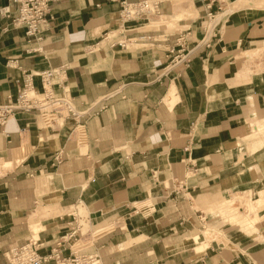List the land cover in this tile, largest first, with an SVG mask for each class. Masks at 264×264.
<instances>
[{"label": "crops", "instance_id": "1", "mask_svg": "<svg viewBox=\"0 0 264 264\" xmlns=\"http://www.w3.org/2000/svg\"><path fill=\"white\" fill-rule=\"evenodd\" d=\"M121 1L54 3L40 41L0 17V105L18 96L25 73L64 67L55 93L65 90L80 114L18 113L0 130V264L29 240L46 255L76 212L103 226L99 264H264L257 234L206 222L198 209L264 185V147L252 146H264V70L249 57L264 48V14L246 19L248 7L233 2L215 7V19L224 14L207 27L200 0L192 14L159 0V19L123 24ZM181 34L191 62L167 72ZM205 224L227 233L208 240Z\"/></svg>", "mask_w": 264, "mask_h": 264}, {"label": "built area", "instance_id": "2", "mask_svg": "<svg viewBox=\"0 0 264 264\" xmlns=\"http://www.w3.org/2000/svg\"><path fill=\"white\" fill-rule=\"evenodd\" d=\"M8 1V5H3L0 2V17L7 20L13 28H24L26 37L30 41H40L51 31L52 5L62 0ZM110 1L117 2L119 0ZM200 1L207 9L208 20L215 18V7H217V12L222 11V0ZM120 4L122 6L120 19L123 24L161 15V1L159 0H137L134 2L122 0ZM206 38L203 41L205 44L208 42ZM106 39L108 40L110 37L106 36ZM186 42V36L181 34L177 40V46L170 51L175 56L167 72L191 62L192 51L185 47ZM64 71V67H60L35 74L25 73L18 96L13 101L0 105V130L18 113H37L50 120L78 117L80 114L70 95L65 90L62 95H57L54 90V78L56 75L63 74ZM35 78L40 80V89L34 85ZM56 161L60 163V158L56 157ZM83 220H86L89 225H93L88 217L83 218L79 212L74 213L72 220L64 230L65 233L55 241L46 255L41 254V250L44 248L43 244L36 240H29L23 245L10 247L5 253L7 261L9 264H99L96 253L88 254L82 250L83 245L94 244L97 236L90 230L83 233Z\"/></svg>", "mask_w": 264, "mask_h": 264}, {"label": "rangeland", "instance_id": "3", "mask_svg": "<svg viewBox=\"0 0 264 264\" xmlns=\"http://www.w3.org/2000/svg\"><path fill=\"white\" fill-rule=\"evenodd\" d=\"M246 1H248V0H229L228 4L229 3L231 4L233 2H235V3L238 2L235 4V6H237V5H239V3L241 4V3H244ZM252 1H254V0H252ZM173 3L175 4L176 10L178 12L192 14L193 0H186L185 5H181L179 2H177V0H173ZM228 4L226 2V4H225L226 9L228 7ZM225 6L223 5V8ZM215 10H217V9H215ZM240 13L246 19H249V18H253V17L263 15L264 14V7L249 6L247 9L240 11ZM223 14L224 13H222L221 15H223ZM221 15H217L216 19L213 18L212 20H208L207 27H212L214 25V21L218 20V18ZM156 19H159V17L152 18V20H156ZM166 26L169 27L170 26L169 23H167ZM174 27H178V32H181V30L183 29L179 25L178 26H171L170 28H174ZM152 28L157 29V28H161V26L153 24ZM113 34H115L116 36L118 35V33H113ZM107 36L110 37V39H108L106 41L108 44H110L111 42H114V40H112V38H111V33L108 34ZM122 38L121 37L119 38V35H118V37L115 38V41H121V40L123 41ZM260 45H262V42ZM252 53H250L252 55L249 56L250 59L252 58V60L250 61V64L255 67L254 70H257V72L263 71L264 70V48L261 50H258V51H254ZM245 55H243L242 58L245 59L246 58ZM250 64L247 63L246 68H250V66H251ZM49 121H51V120L49 119ZM263 121L264 120H262L260 122H263ZM258 125L259 124H257V126ZM260 129L264 130L263 128H259L258 130H260ZM250 131H251V129H250ZM262 142L264 143V141H262ZM252 144H253L252 146L256 150L257 149L259 150V149L264 147V146L256 147V145L254 143H252ZM2 166H4V162L2 160H0V167H2ZM256 192H257V194H255ZM256 192L253 190H247L246 192H242V193H240V192L229 193V194H227L228 199L225 202L221 203L220 205L215 204V206H213V205L209 204L208 207H201V208L198 207V209L202 210L205 213V215L208 216L205 218L206 222H208L212 219L223 220V221H221L220 225H221V227H226L224 229L232 228L233 230H235L237 232L241 231V233L244 236H252V235L257 234V237L260 238V242H264V230L257 228L256 224H255V220H256L255 218L259 215L260 211L264 210V185H263V187L258 189V191H256ZM206 205H208V204H206ZM144 206H146V205H144ZM139 208H141V207H139ZM80 214H81V216H84V217L87 216L85 213H82V212ZM263 214H261V215H263ZM82 225H84V227H85V224L83 223V221H82ZM102 227L101 228L91 227L92 230L90 228H89V230L91 232L95 233V231H100V229L102 230ZM211 227H212L211 225L205 224V229L204 230L202 229L203 230L202 234L204 236H206V238L208 240H209V238H212V239L216 238L219 234L224 235L225 233H227V230H225L224 232L218 231V233H216L213 236L208 231L209 228H211ZM263 227H264V224H263ZM85 231H86V229H84L83 232H85ZM195 234L201 237L200 233H195ZM98 237H99V234H97V236L95 237L96 241H97ZM222 240H224V238ZM96 241H95V243H96ZM94 244L90 243L88 245H83L82 250L85 253L93 254V253H95Z\"/></svg>", "mask_w": 264, "mask_h": 264}, {"label": "bare ground", "instance_id": "4", "mask_svg": "<svg viewBox=\"0 0 264 264\" xmlns=\"http://www.w3.org/2000/svg\"><path fill=\"white\" fill-rule=\"evenodd\" d=\"M228 1L229 0H222V2H223V5L225 6V4H226V2H227V4H228ZM230 5H233V3H229L228 4V7L227 8H230ZM249 6H255V7H264V0H254V1H250V0H248V1H246V2H244V3H241V4H239V5H237V6H235V10H239V9H242V8H246V7H249ZM218 19H220V17L218 18ZM256 120V119H255ZM257 124H259L258 126H257ZM259 128H263L264 129V121L263 122H260L259 120L256 122V130H258ZM261 130V129H260ZM259 131V130H258ZM83 218H87V216L86 217H84V216H82ZM83 223L85 224V227L83 228V231H84V229H86V231H88L89 229V227H90V229H91V227H94V225H90L89 226V224L86 222V220H83ZM89 226V227H88ZM92 230V229H91ZM85 231V232H86ZM84 233V232H83ZM93 234L95 235V233L93 232ZM228 243V242H227ZM223 244V243H222Z\"/></svg>", "mask_w": 264, "mask_h": 264}]
</instances>
